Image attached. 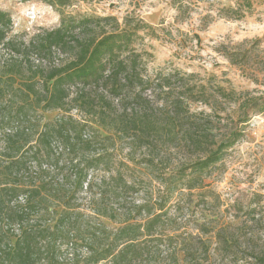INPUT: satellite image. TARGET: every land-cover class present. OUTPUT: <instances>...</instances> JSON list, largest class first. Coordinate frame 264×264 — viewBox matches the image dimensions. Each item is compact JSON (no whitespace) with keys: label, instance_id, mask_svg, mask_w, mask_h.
Instances as JSON below:
<instances>
[{"label":"trees","instance_id":"1","mask_svg":"<svg viewBox=\"0 0 264 264\" xmlns=\"http://www.w3.org/2000/svg\"><path fill=\"white\" fill-rule=\"evenodd\" d=\"M185 1L170 0L181 13ZM250 5L240 0L228 18ZM10 23L0 9V47L20 55L21 44L7 40ZM146 35L155 29L140 17H68L22 44L59 50L58 63L23 73L16 60L2 62L0 264H264L260 233L243 220L209 228L215 219L202 216L207 240H178L166 217L173 196L196 188L243 138L264 97L177 68L150 74ZM186 39L185 47L201 43L197 33ZM220 98L241 101L232 124L217 121ZM50 111L58 114L44 121ZM124 150L163 188L121 207L118 198L139 184L118 157Z\"/></svg>","mask_w":264,"mask_h":264},{"label":"rangeland","instance_id":"2","mask_svg":"<svg viewBox=\"0 0 264 264\" xmlns=\"http://www.w3.org/2000/svg\"><path fill=\"white\" fill-rule=\"evenodd\" d=\"M239 1L186 0L181 13L170 0H0V9L11 18L7 40L13 39L22 47L20 55L0 47V66L3 61L14 59L11 62H17L16 68L25 73L31 66L35 69L51 61L58 63L63 56L59 50L54 49L50 55L35 53L22 44L28 45L39 34L58 28L63 18L115 16L122 22L131 15L155 29L156 36L146 35L144 40L145 49L152 54L150 74L161 68H177L197 74L204 82L211 77L227 90L264 97V0H251L244 17L228 18V10L236 9ZM195 33L200 35L201 43L188 41L185 47L186 34ZM219 101L217 121L222 126L232 124L241 101ZM201 109L210 110L205 105H200ZM57 114L58 111L45 112L44 121ZM125 152L118 157L129 164L131 170L126 172H132L139 184L135 191L118 198L121 207L155 197L163 188L158 187L145 167L127 161ZM97 174L103 175L104 171ZM199 180L193 190L183 189L182 195L173 196L166 216L171 222L170 234L179 235L178 240H207L210 233L202 232L196 222H203L202 216H208L216 221H206L209 228L243 220L247 232H259L262 239L257 241L264 244V110L253 115L243 138Z\"/></svg>","mask_w":264,"mask_h":264}]
</instances>
